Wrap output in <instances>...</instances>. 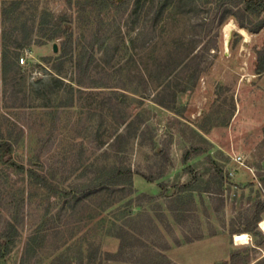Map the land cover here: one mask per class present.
<instances>
[{"label":"rangeland","instance_id":"1","mask_svg":"<svg viewBox=\"0 0 264 264\" xmlns=\"http://www.w3.org/2000/svg\"><path fill=\"white\" fill-rule=\"evenodd\" d=\"M10 1L0 56L6 29L32 34L26 65L0 67V138L59 194L0 161V264H264V211L246 230L264 202V29H236L227 44L226 24L240 27L221 22V0H188L184 12L174 1L157 24L145 14L153 0L138 20L135 0H20L5 21ZM59 21L72 34L64 52ZM166 86L178 93L171 110L156 101ZM116 165L134 172L128 196L101 193Z\"/></svg>","mask_w":264,"mask_h":264},{"label":"trees","instance_id":"2","mask_svg":"<svg viewBox=\"0 0 264 264\" xmlns=\"http://www.w3.org/2000/svg\"><path fill=\"white\" fill-rule=\"evenodd\" d=\"M129 1L130 0H93V2H91L89 5H92L94 7L97 5L101 7L103 5L105 7L109 4H114L118 6V8H121ZM148 1L149 0H135V10H132L131 15H134L138 20V18H140L141 16V11H143L144 6H146ZM174 1H176L175 6L180 8L182 12L186 10V6L188 5V3H190L188 0V2H186V0H153L151 1L152 7L147 8V10L145 11V14L147 13L149 23L157 24L160 21L161 17L164 15L165 11ZM224 6H226L227 8L225 7L224 9V13L221 19L222 23H225L229 17H234L240 28H246L252 33L256 34L264 29V0H221L219 8ZM21 7L22 1L20 0H12L8 5L2 7L1 12L4 16V20H12V16L14 14H18ZM59 22L60 23H57V31L56 33H54V35L65 37L66 40H64L61 45H59L60 50H63L64 52L67 48L68 41L72 38V34L69 32L68 28L64 27V23H62V21ZM24 28L26 29H24L25 32H22V38H19L16 35V32L19 30V27L17 26L12 28L9 33H7V29L3 32V47L0 56V67L2 68V72L4 73V75H7L12 71L14 72L20 67L19 58L21 57V50L24 49L32 34V29H27L28 27L26 24ZM194 47L195 46L190 47L188 49V52L192 53ZM256 56L255 71L257 74L261 75L264 73V40L259 49L256 50ZM169 86L171 87L172 85ZM169 86H166V88H164L163 91L158 94L156 101L162 107L171 110L172 108H175L178 93L176 89L171 90ZM175 86H177V84H175ZM178 90L184 91L180 89ZM165 98H169V101H167ZM128 134H131V132ZM117 138L119 137H116L115 139ZM14 151L15 143L11 142L8 139L0 138L1 163L4 165L8 164L9 166L13 167L16 171H18L19 174L28 175L30 182L43 184V186L49 191V197L57 196L59 194V191L57 189L59 188L58 185L55 186L51 184L45 174L38 173L33 162L30 161L29 166H26L24 162L18 163L13 156ZM199 152L200 151H196L195 153ZM133 176L134 172L129 166L116 165L111 168L105 166L104 183L101 185V193L103 191L112 192L114 191L113 189L117 188L118 192H121L123 194V197L132 194ZM260 176L261 181L264 185V172ZM146 179L150 182L154 181L153 177L146 176ZM97 186L99 187L100 185ZM98 187L94 185L93 188L90 189V191L99 192ZM87 191L89 192V190ZM263 211L264 202L259 201L258 203H256L252 220H248L246 229L247 231L256 232L257 223L261 221V213ZM13 231L17 233V227L14 225V223H9V226L2 233L4 237L9 239V241L7 242V249L9 248L8 244H10V242L12 243L11 238L14 236ZM258 234L262 235L260 232ZM4 254L5 252H3L0 248V258H2ZM238 255L239 251L233 252L231 254V259H235V257H237ZM224 264L227 263L225 262Z\"/></svg>","mask_w":264,"mask_h":264},{"label":"bare ground","instance_id":"3","mask_svg":"<svg viewBox=\"0 0 264 264\" xmlns=\"http://www.w3.org/2000/svg\"><path fill=\"white\" fill-rule=\"evenodd\" d=\"M236 29L239 30L240 32H242L244 35H247V32L245 31V29L238 28L234 22H229L225 26L227 44L230 41L232 32L234 30H236ZM260 228L262 230H264V219L260 223ZM248 238H249V235L247 233H237V234L234 235V240H235V242L237 244H245V243H247L248 242L247 241Z\"/></svg>","mask_w":264,"mask_h":264},{"label":"built area","instance_id":"4","mask_svg":"<svg viewBox=\"0 0 264 264\" xmlns=\"http://www.w3.org/2000/svg\"><path fill=\"white\" fill-rule=\"evenodd\" d=\"M26 52H28V51H26ZM26 60H27V58L25 56L20 57L19 58V64L26 65V62H27ZM233 160L236 163L243 164L242 156H240V155L233 157Z\"/></svg>","mask_w":264,"mask_h":264},{"label":"water","instance_id":"5","mask_svg":"<svg viewBox=\"0 0 264 264\" xmlns=\"http://www.w3.org/2000/svg\"><path fill=\"white\" fill-rule=\"evenodd\" d=\"M218 264H221V263H218Z\"/></svg>","mask_w":264,"mask_h":264}]
</instances>
